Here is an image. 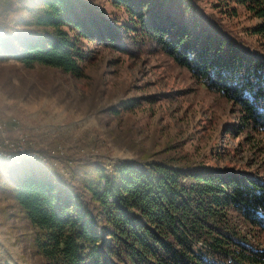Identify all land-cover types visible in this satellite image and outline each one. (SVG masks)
Masks as SVG:
<instances>
[{
  "label": "trees",
  "instance_id": "obj_1",
  "mask_svg": "<svg viewBox=\"0 0 264 264\" xmlns=\"http://www.w3.org/2000/svg\"><path fill=\"white\" fill-rule=\"evenodd\" d=\"M106 1L123 10L122 23L88 0H0V61L77 79L87 55L83 40L130 56L158 51L236 107L230 132L264 135V0H218L230 14L232 3L255 20L247 31L259 50L195 0ZM47 173L4 175L1 186L32 227L31 245L45 264H264V249L239 230L264 232L263 176L121 160L83 170L76 189Z\"/></svg>",
  "mask_w": 264,
  "mask_h": 264
},
{
  "label": "rangeland",
  "instance_id": "obj_2",
  "mask_svg": "<svg viewBox=\"0 0 264 264\" xmlns=\"http://www.w3.org/2000/svg\"><path fill=\"white\" fill-rule=\"evenodd\" d=\"M88 1L110 19H126L106 0ZM195 1L244 46L259 50L247 31L255 20L243 8L230 3L235 9L230 14L218 0ZM82 47L87 55L77 79L52 67L0 61V151L6 141L23 147L0 152L15 164L0 161V264H45L31 245L32 227L1 191L4 175L46 178L49 171L59 183L79 189L83 170L130 160L264 177V135L230 132L238 122L236 107L167 56L158 51L130 56L85 40ZM35 158L40 166L27 162ZM239 230L264 249V232L246 225Z\"/></svg>",
  "mask_w": 264,
  "mask_h": 264
},
{
  "label": "built area",
  "instance_id": "obj_3",
  "mask_svg": "<svg viewBox=\"0 0 264 264\" xmlns=\"http://www.w3.org/2000/svg\"><path fill=\"white\" fill-rule=\"evenodd\" d=\"M5 144L8 146V147H5L6 149L4 151H8L9 148H11V150H20V149H23V147H20L21 145H13L8 143L7 141L5 142Z\"/></svg>",
  "mask_w": 264,
  "mask_h": 264
},
{
  "label": "bare ground",
  "instance_id": "obj_4",
  "mask_svg": "<svg viewBox=\"0 0 264 264\" xmlns=\"http://www.w3.org/2000/svg\"><path fill=\"white\" fill-rule=\"evenodd\" d=\"M20 150H22V149H20ZM11 151H13V150H11ZM0 152H8V151H0Z\"/></svg>",
  "mask_w": 264,
  "mask_h": 264
}]
</instances>
